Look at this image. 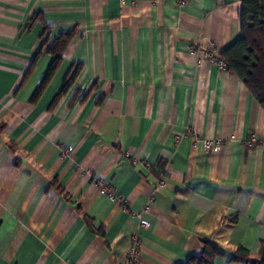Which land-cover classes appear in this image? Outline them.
I'll use <instances>...</instances> for the list:
<instances>
[{
  "label": "crops",
  "instance_id": "1",
  "mask_svg": "<svg viewBox=\"0 0 264 264\" xmlns=\"http://www.w3.org/2000/svg\"><path fill=\"white\" fill-rule=\"evenodd\" d=\"M241 8L0 0V264H128L134 234L138 264H190L205 241L221 253L201 264H253L264 246V108L237 75L198 64L240 35ZM63 33V58L33 101ZM206 139L222 145L208 151ZM241 246L249 262L233 259Z\"/></svg>",
  "mask_w": 264,
  "mask_h": 264
},
{
  "label": "trees",
  "instance_id": "2",
  "mask_svg": "<svg viewBox=\"0 0 264 264\" xmlns=\"http://www.w3.org/2000/svg\"><path fill=\"white\" fill-rule=\"evenodd\" d=\"M241 2V33L219 53V56L226 62L227 71L237 75L264 108V0H241ZM71 35V33H63L51 43L49 52L54 59L43 82L34 93L33 101L42 94L45 85L55 73ZM39 55L40 52L35 55L26 71V76L31 72ZM69 86L70 83L65 82L61 93L66 92ZM218 253L221 251L216 244L205 241L202 255L193 257L190 264H201L206 262L205 255L208 254L212 259V256ZM233 259L249 262L250 251L242 246L238 247ZM252 263L264 264V246Z\"/></svg>",
  "mask_w": 264,
  "mask_h": 264
},
{
  "label": "built area",
  "instance_id": "3",
  "mask_svg": "<svg viewBox=\"0 0 264 264\" xmlns=\"http://www.w3.org/2000/svg\"><path fill=\"white\" fill-rule=\"evenodd\" d=\"M124 2V0H121ZM157 1V0H154ZM178 4L183 6L187 4L188 0H177ZM198 52V51H196ZM203 54V55H202ZM201 56L198 59V64H202L205 60H208L212 63H217L221 69L227 70L226 62L220 58L219 55L215 53H209V52H202ZM257 142V139L254 136H251L248 140H246V144L249 147H253L255 143ZM204 147L206 150H212V149H219L222 145V141L220 139L211 140L206 139L203 141ZM70 153V148H63L62 149V155L65 156ZM126 156H131V153L129 151L126 152ZM138 161V160H137ZM140 163H145L142 160H139ZM102 192L107 194L111 200L119 201L120 203H125L124 199L118 195V193L111 188L110 186H107L105 184L102 185ZM140 219V226H150V222L142 217V215H139ZM141 239L138 234H134L132 236V242L128 248L126 257L128 264H138V256L139 251L141 248Z\"/></svg>",
  "mask_w": 264,
  "mask_h": 264
}]
</instances>
